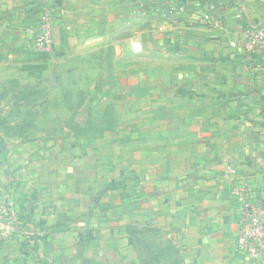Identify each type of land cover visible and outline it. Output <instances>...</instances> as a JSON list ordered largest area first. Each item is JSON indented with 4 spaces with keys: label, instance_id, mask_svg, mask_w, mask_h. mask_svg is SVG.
<instances>
[{
    "label": "crops",
    "instance_id": "obj_1",
    "mask_svg": "<svg viewBox=\"0 0 264 264\" xmlns=\"http://www.w3.org/2000/svg\"><path fill=\"white\" fill-rule=\"evenodd\" d=\"M245 22L264 0H0V188L32 231L0 264H264L235 245L243 197L264 217Z\"/></svg>",
    "mask_w": 264,
    "mask_h": 264
},
{
    "label": "built area",
    "instance_id": "obj_2",
    "mask_svg": "<svg viewBox=\"0 0 264 264\" xmlns=\"http://www.w3.org/2000/svg\"><path fill=\"white\" fill-rule=\"evenodd\" d=\"M173 6L163 14L164 18H171L175 14ZM50 17L48 13L42 15V28L34 36V44L43 53H50L51 38L49 32ZM242 41L244 52L264 64V26H252L249 23L242 29ZM131 49L137 53L141 51V43L134 41ZM258 62V63H259ZM227 173H233L228 168ZM260 205L243 197L238 217V230L235 236L236 249L257 259L264 254V217ZM25 207L14 196L0 188V244L19 237L25 243H29L32 231L28 227Z\"/></svg>",
    "mask_w": 264,
    "mask_h": 264
},
{
    "label": "rangeland",
    "instance_id": "obj_3",
    "mask_svg": "<svg viewBox=\"0 0 264 264\" xmlns=\"http://www.w3.org/2000/svg\"><path fill=\"white\" fill-rule=\"evenodd\" d=\"M13 132L14 131H10V130H2V131H0V134L9 135V134H12Z\"/></svg>",
    "mask_w": 264,
    "mask_h": 264
},
{
    "label": "trees",
    "instance_id": "obj_4",
    "mask_svg": "<svg viewBox=\"0 0 264 264\" xmlns=\"http://www.w3.org/2000/svg\"><path fill=\"white\" fill-rule=\"evenodd\" d=\"M246 25H247V23L245 22L244 25H243V27H245Z\"/></svg>",
    "mask_w": 264,
    "mask_h": 264
}]
</instances>
